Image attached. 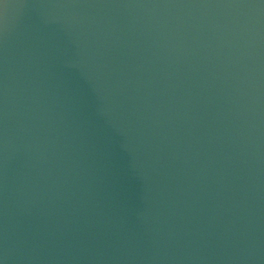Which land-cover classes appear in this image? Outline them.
<instances>
[{
    "label": "water",
    "instance_id": "water-1",
    "mask_svg": "<svg viewBox=\"0 0 264 264\" xmlns=\"http://www.w3.org/2000/svg\"><path fill=\"white\" fill-rule=\"evenodd\" d=\"M0 264H264V0H0Z\"/></svg>",
    "mask_w": 264,
    "mask_h": 264
}]
</instances>
